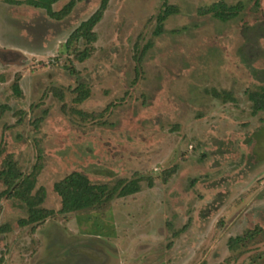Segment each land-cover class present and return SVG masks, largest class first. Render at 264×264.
I'll return each instance as SVG.
<instances>
[{
  "label": "rangeland",
  "instance_id": "1",
  "mask_svg": "<svg viewBox=\"0 0 264 264\" xmlns=\"http://www.w3.org/2000/svg\"><path fill=\"white\" fill-rule=\"evenodd\" d=\"M15 1L0 0V173H37L54 215L22 227L28 206L0 179V264H264V112L248 98L264 88V0H112L90 46L69 39L102 0L62 21ZM220 2L244 11L202 14ZM73 172L142 190L63 215L54 185Z\"/></svg>",
  "mask_w": 264,
  "mask_h": 264
},
{
  "label": "trees",
  "instance_id": "2",
  "mask_svg": "<svg viewBox=\"0 0 264 264\" xmlns=\"http://www.w3.org/2000/svg\"><path fill=\"white\" fill-rule=\"evenodd\" d=\"M62 0H25L23 3L35 9H41L52 19L62 21L70 16L76 7L77 2L72 0L61 11L56 12L54 6ZM112 0H102L99 10L87 21L83 22L80 27L72 34L69 39V45L79 43L82 40L89 46L97 41V35L94 29L102 21L106 10ZM11 4L20 5L22 3L10 0ZM242 4L229 6L225 2L214 4L213 6L202 11L203 15H212L221 22L228 23L235 20L242 12ZM165 20V19H164ZM91 49L85 48L83 52L77 55L80 62H85L91 56ZM84 86L77 87L79 92L80 103L89 98V92L84 90ZM15 93L22 95L19 85H15ZM225 101H235L231 93H224ZM248 98L252 102L253 115L264 112V88L258 91H249ZM8 111L7 106L0 105V121ZM37 173L24 178L23 174L17 168V164L9 163L5 170L0 173V179L8 187L5 194L8 198H16L25 202L29 209V218L20 221L22 227L30 225L38 226L54 215L53 211L40 208L43 204L45 193L43 189L33 194L36 189ZM54 190L61 198L62 209L60 214L70 215L80 212L94 211L111 205L117 198H127L141 192V179L132 181L120 179L113 186L106 184H94L89 177L81 172H73L63 180L54 185ZM42 191V192H41ZM7 229H1L0 233L6 232ZM259 232V231H258ZM256 231H250L244 237H238L230 240V249L234 250L239 245H246L249 239H254ZM260 233V232H259Z\"/></svg>",
  "mask_w": 264,
  "mask_h": 264
}]
</instances>
